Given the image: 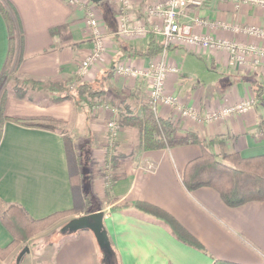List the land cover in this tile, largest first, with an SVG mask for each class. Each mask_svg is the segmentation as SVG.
<instances>
[{"label": "crops", "instance_id": "obj_1", "mask_svg": "<svg viewBox=\"0 0 264 264\" xmlns=\"http://www.w3.org/2000/svg\"><path fill=\"white\" fill-rule=\"evenodd\" d=\"M4 1L13 8L19 28L13 73L42 83L32 96L19 98L9 92L5 113L65 122L76 150L88 161L84 188L99 201L90 211L104 212L103 224L120 264H213L216 258L264 263V201L229 206L210 186L188 190L182 175L187 163L202 154L199 144L141 149L137 129L120 124L122 113L140 114L142 104L149 103L153 64L161 53L147 55L144 51L151 34L163 41V36L154 31L162 25V17L154 9L166 0H131L130 24L145 26L147 32L126 36L113 34L119 23L120 0ZM90 8L101 21L107 47L84 80L105 79L107 93L97 98L92 108L78 106L74 99L54 102L60 91L49 85L74 78L81 61L94 47ZM184 15L198 34L264 45V38L237 29L246 25L264 27L262 4L203 0L201 6H188ZM57 27L60 29L52 34L51 29ZM8 48V24L0 10V73ZM167 57L177 71L170 73L166 92L194 109L198 117L184 116L170 105L159 106L158 115L171 116L181 134L191 130L211 140V150L220 156L232 152L244 157L264 155V126H260L264 93L263 99L257 98L245 112L220 113L254 94V81L262 85L264 65L248 56L243 64L229 66L227 50L196 45H172ZM120 62L142 73H119L116 65ZM214 113L218 116L210 117ZM111 120L119 125L115 132L110 130ZM86 136L91 142L76 145L77 139L81 142ZM140 201L172 214L205 250L183 242L163 219L137 208ZM12 203L35 219L73 208L62 130L5 122L0 140V212ZM82 214L69 215L65 220ZM52 235L55 238L48 241ZM12 239L0 220V246L5 247ZM101 259L102 249L91 229L71 232L54 228L38 234L0 264H101Z\"/></svg>", "mask_w": 264, "mask_h": 264}, {"label": "trees", "instance_id": "obj_2", "mask_svg": "<svg viewBox=\"0 0 264 264\" xmlns=\"http://www.w3.org/2000/svg\"><path fill=\"white\" fill-rule=\"evenodd\" d=\"M0 10L6 19L9 32L8 56L0 73V140L6 121H13L30 127L62 130L58 124L64 121L60 119L42 116L7 115L5 113L4 105L7 90L4 88V80L17 55L18 24L11 5L0 0ZM59 29L60 27L52 28V34ZM163 49V41L151 34L144 54L156 55L161 53ZM73 79L75 77L63 83H51L49 85L50 88L60 91V95L52 99L54 102L74 99L78 106L85 105L92 108L97 98L107 93L105 79L101 81L76 79L75 86L71 88L70 83ZM253 87L255 96L263 99L261 83L254 81ZM13 89L17 97L23 98L26 96V91L22 85L15 84ZM119 120L122 126L137 129L138 146L141 149L172 148L187 144H199L201 146L202 154L190 160L183 171L182 181L188 190L210 186L218 191L224 202L229 206H238L249 201H264V155L244 157L239 152H232L220 156L211 150V140L202 138L198 133L191 130L185 131L184 134L179 133L178 125L174 119L169 115H158L148 102L142 104L140 114L127 111L121 114ZM260 126H264V117L260 121ZM63 133L74 199L73 208L56 211L43 218L35 219L19 204L12 203L8 205L1 210L0 220L10 231L13 239L5 247L0 246V259H5L17 246L28 243L32 236L42 232L59 219L72 214L91 212L89 206L93 202V197L90 192L85 190L83 184V156L76 150L72 136L66 131H63ZM136 207L163 219L172 233L183 242L200 250H205L202 242L165 209L145 201L137 202ZM103 228L105 229L104 226ZM110 243V252L102 250L101 264H120L118 253L111 239ZM213 264L242 263L216 258Z\"/></svg>", "mask_w": 264, "mask_h": 264}, {"label": "built area", "instance_id": "obj_3", "mask_svg": "<svg viewBox=\"0 0 264 264\" xmlns=\"http://www.w3.org/2000/svg\"><path fill=\"white\" fill-rule=\"evenodd\" d=\"M80 0H71L78 2ZM225 1V0H221ZM238 3L252 2L264 5V0H235ZM121 7L118 15V27L113 34L117 35H135L144 34L147 32L145 26H134L129 21V8L131 0H120ZM87 3H94L87 0ZM201 6L203 0H166L163 4L155 7L154 12H157L162 17V25L156 27L154 31L163 36L164 49L161 52L159 59L153 64L152 82L149 91V103L154 111L158 114L159 106L170 105L175 106L180 110L182 115L197 118L198 114L190 107L183 106L178 98L166 92V83L171 72L177 71V67L170 65L168 61V50L172 45L191 46L196 45L205 49H225L229 52V66H237L243 64L248 56H252L254 62L258 65H264V45L243 44L230 40L216 39L210 35H201L194 31V25L191 21L185 19L184 11L188 6ZM89 23L92 27V39L94 47L89 55H87L77 68L75 79L70 83L73 88L76 84V79H85L94 63L99 61L102 54L106 50V34L102 31L101 21L95 11L88 9ZM195 20L199 23L202 21L198 18ZM204 22V21H203ZM237 29L243 30L249 35L259 38H264V27L258 25H246ZM116 71L123 74H133L135 76L142 73L139 69L126 65L122 62L116 65ZM262 89L264 93V72L262 76ZM255 94H251L247 99L239 103L223 108L220 113L227 115L233 113H242L253 107L257 102ZM218 116L214 113L210 117ZM109 127L115 132L118 128V123L114 120L109 122Z\"/></svg>", "mask_w": 264, "mask_h": 264}, {"label": "rangeland", "instance_id": "obj_4", "mask_svg": "<svg viewBox=\"0 0 264 264\" xmlns=\"http://www.w3.org/2000/svg\"><path fill=\"white\" fill-rule=\"evenodd\" d=\"M3 2H5L4 0H2ZM6 3V2H5ZM8 4V3H7ZM17 38H19V28H18V34H17ZM17 41H18V39H17ZM16 57H17V55H16ZM15 60H16V58H15ZM15 60H14V63H15ZM14 63L12 64V66L10 67V69H9V71H8V73H7V76H6V78H5V80H4V88L7 90V94L9 93V92H12L13 94H14V89H13V86L15 85V84H18V85H22V87H23V89H25V91H26V96H32V93H34V91H36V87L37 88H40V87H42V83L41 82H39V81H36L35 79H32V78H30V77H18V75L16 74V73H13V65H14ZM15 95V94H14ZM16 96V95H15ZM17 97V96H16ZM59 126H60V128L63 130V131H66L67 133H69L68 131H67V128H66V124H65V122H60L59 124H58ZM119 126V125H118ZM110 130L112 131V129L110 128ZM116 130H118V128L116 129ZM109 133H111V132H109ZM99 140V139H98ZM80 141L77 139V141H76V145L77 144H86L87 142H91V139H90V137L89 136H86V137H84L82 140H81V142L79 143ZM85 142V143H84ZM95 143V142H94ZM83 160H84V168L85 167H88V161L83 157ZM90 161V160H89ZM91 163V162H90ZM85 176H86V174H85V169H84V177H83V184H84V178H85ZM85 182H87V180H85ZM98 203H99V201L98 200H95L94 198H93V202H92V204L89 206V209H91V208H93L94 206H97L98 205ZM66 218V217H65ZM65 218H62V219H59L58 221H56L55 223H53L52 225H50L48 228H46V229H44L42 232H44V231H48V230H50V229H56V231H59L60 230V228L63 226V224L66 222V220H65ZM42 232H40V233H42ZM40 233H38V234H40ZM38 234H36V235H34V236H32L31 238H30V240H29V243H30V241L34 238V237H36ZM56 236V235H55ZM55 236H50L48 239V241H50V240H52V238L54 237L55 238ZM53 238V239H54ZM23 244H26V243H22L21 245H19V246H17L14 250H13V252H11L5 259H0V260H6L7 258H10V257H12L13 256V254H15V253H17L18 252V250L23 246Z\"/></svg>", "mask_w": 264, "mask_h": 264}, {"label": "water", "instance_id": "obj_5", "mask_svg": "<svg viewBox=\"0 0 264 264\" xmlns=\"http://www.w3.org/2000/svg\"><path fill=\"white\" fill-rule=\"evenodd\" d=\"M94 3H100L104 0H91ZM104 212L94 211L85 213L68 220L62 227V231H77L79 229H91L96 236L99 246L104 252L111 251L110 237L106 229L103 228Z\"/></svg>", "mask_w": 264, "mask_h": 264}]
</instances>
